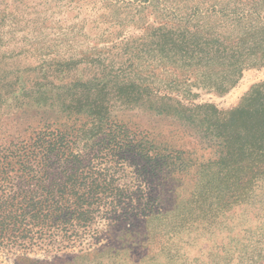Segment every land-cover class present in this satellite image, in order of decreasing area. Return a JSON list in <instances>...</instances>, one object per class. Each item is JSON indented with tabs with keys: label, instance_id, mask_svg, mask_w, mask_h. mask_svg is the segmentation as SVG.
I'll return each mask as SVG.
<instances>
[{
	"label": "rangeland",
	"instance_id": "rangeland-1",
	"mask_svg": "<svg viewBox=\"0 0 264 264\" xmlns=\"http://www.w3.org/2000/svg\"><path fill=\"white\" fill-rule=\"evenodd\" d=\"M254 49L264 51V0H0V144L107 109L197 158L136 193L149 213L0 235V264H264V157L245 171L207 165L206 139L166 111L187 108V122L203 117L197 105L237 107L264 82ZM235 57L240 71L226 66ZM117 180L144 184L131 172Z\"/></svg>",
	"mask_w": 264,
	"mask_h": 264
},
{
	"label": "trees",
	"instance_id": "trees-1",
	"mask_svg": "<svg viewBox=\"0 0 264 264\" xmlns=\"http://www.w3.org/2000/svg\"><path fill=\"white\" fill-rule=\"evenodd\" d=\"M249 54L264 60V51ZM244 64L245 57H235L226 66L240 71ZM172 107L176 112L171 115L188 125L184 131L206 139L201 148L209 150L207 165L245 171L263 162L264 82L224 113L197 105L203 117L186 122L178 112L188 109L173 103L166 111ZM193 152L156 140L140 123L115 118L107 109L94 121L56 118L27 127L24 136L0 144V235L17 240L32 233L54 234L87 226L106 213L111 222L135 220L150 212L136 193L155 191L154 179L165 168L196 166ZM130 172L144 184L132 188L117 180Z\"/></svg>",
	"mask_w": 264,
	"mask_h": 264
}]
</instances>
